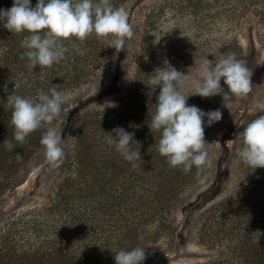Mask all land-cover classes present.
I'll list each match as a JSON object with an SVG mask.
<instances>
[{"label": "trees", "instance_id": "1", "mask_svg": "<svg viewBox=\"0 0 264 264\" xmlns=\"http://www.w3.org/2000/svg\"><path fill=\"white\" fill-rule=\"evenodd\" d=\"M130 1L111 3L124 6L133 25L128 55L129 63L134 62L132 75L118 76L108 95L97 103L80 105L67 118V132L59 131L65 157L45 194L43 204L49 218L24 222L22 228H17L16 218L10 220L16 213L34 212L38 202L33 199L19 201L7 212L0 210L4 215L0 219V264H115L113 250L145 247L158 231L171 229L177 202L196 180L197 169L186 174L180 167H171L157 151L161 134L152 133L147 123L160 91L157 87L148 95L153 72L167 60L189 79L195 78L203 59L215 60L229 52L245 62L236 35L243 24L257 27L264 48V0H154L151 6L140 8L129 6ZM37 2L31 0L32 6ZM13 3L0 0V9L11 8ZM3 23L0 21V196L23 182V178L13 177L32 158H45L40 139L53 122L31 133L20 145L13 138L7 97L14 91L22 97H35L38 90L48 92L53 87L65 94L84 89V95L101 88L112 67L110 46L93 33L83 42L76 37L63 40L68 51L60 63L32 68L27 58L20 59L24 51L20 42L29 33H11ZM262 75L264 88V71ZM221 85L227 90L223 78ZM109 102L117 106L107 107ZM187 104L205 112L223 109L222 95H190ZM204 119L208 147L211 126ZM117 126L135 134L139 160L126 161L106 142ZM5 140L15 145L12 151L5 147ZM241 147L242 137L238 149ZM236 176L224 196L190 221L188 237L196 235L198 241L217 251L215 257L198 264H264V167L254 169L237 160ZM24 203L26 210L21 209ZM32 235L39 239L35 244L30 242ZM18 240L24 241L19 245ZM28 242L31 246L21 247Z\"/></svg>", "mask_w": 264, "mask_h": 264}, {"label": "clouds", "instance_id": "2", "mask_svg": "<svg viewBox=\"0 0 264 264\" xmlns=\"http://www.w3.org/2000/svg\"><path fill=\"white\" fill-rule=\"evenodd\" d=\"M0 21L11 33H29L20 42V47L24 49L20 59L27 58L30 67L39 65L41 69L60 63L65 58L68 48L63 40L71 37L83 42L94 33L119 53L134 35L128 11L124 6H114L111 0H38L34 7L31 0H14L11 8L0 9ZM109 37L112 39L109 40ZM153 73L148 95L151 96L157 87L160 91L155 112L147 123L152 133L161 134L157 151L166 157L171 167H180L186 174L195 167L196 179L203 183L202 173L212 165L206 147L204 118L207 117V125L211 126L222 119V112L220 109L205 112L196 105L189 106L188 97L222 95L223 107L231 112L233 98H246L252 92L253 73L243 60L237 59L236 54L231 52L215 57V60L203 59L195 78L189 79L167 60L164 67L156 68ZM222 78L227 90L221 85ZM7 105L12 109L10 124L14 128L13 138L20 145L31 133L50 125L53 120L65 124L73 109L65 92L56 87L48 92L40 89L35 97H22L14 91L7 97ZM116 106L111 102L107 104V107ZM255 106L261 114L243 127V147L236 153L239 162L254 169L264 167V99L257 100ZM134 135L117 126L106 137V142L126 161L134 162L141 158L140 150L135 148ZM63 141L61 132L55 127H46L41 135L40 144L52 166L63 162ZM4 144L9 151L15 147L9 140H5ZM16 155L19 159L20 154ZM75 175L73 172V178ZM113 252L115 264H142L147 259L145 247Z\"/></svg>", "mask_w": 264, "mask_h": 264}, {"label": "rangeland", "instance_id": "3", "mask_svg": "<svg viewBox=\"0 0 264 264\" xmlns=\"http://www.w3.org/2000/svg\"><path fill=\"white\" fill-rule=\"evenodd\" d=\"M153 2L154 0H131L129 6H132V8L135 6L139 8L148 7ZM171 19L169 18V21ZM260 27L258 26V31ZM236 31L241 53L246 57L245 64L253 73L251 77L253 90L246 98H233L231 112L223 107L222 119L211 125L209 129L211 143L207 150L212 165L202 175L203 183H199L196 179L189 183L184 190L173 212L175 219L171 217L173 219L171 229L158 231L159 234L156 235V239L153 238L148 244H145L147 259L144 264H198L217 255L215 249L209 248L198 241L196 235L191 239L188 237L189 224L197 212L213 200L224 196L233 187L237 177L238 159L236 153L242 129L256 115L261 114L258 113L255 104L257 100L264 99L262 80L264 48L261 46L257 35V27L253 23L243 24ZM109 50L111 52L112 67L101 88L91 90L84 95V89L67 92L68 103L73 107L67 118L80 105L89 102L97 103V101L106 97L109 89L121 74H127L129 77L132 75L134 62L129 63V40L126 42V48L119 53L113 47H110ZM51 127H55L62 134H65L67 132V120L65 124L53 120ZM58 168L59 166L49 164L46 157L44 158L42 155L32 158L25 167H22L20 172L15 173L16 175L13 178L18 180L23 178V182L17 186H10L4 191L0 196V210L7 212L17 202L23 200L33 199L38 202L34 212H27V210L10 217V220L16 218L17 228L23 226L24 222H27V225L35 219L39 221L46 220L48 210H46L43 202L50 182L58 172ZM25 203L21 207L22 210H26L27 205ZM3 216L0 211V219ZM27 236L25 233L24 238L26 239ZM37 238L32 235L30 242L35 244L39 240ZM23 241L18 240L16 243L20 245ZM30 242L22 244L21 247L31 246ZM32 247L34 246L32 245ZM73 247L76 246L73 245ZM18 248L21 249L20 246Z\"/></svg>", "mask_w": 264, "mask_h": 264}]
</instances>
